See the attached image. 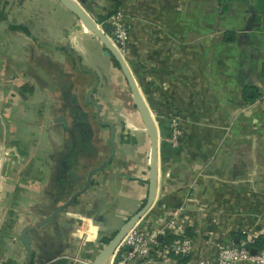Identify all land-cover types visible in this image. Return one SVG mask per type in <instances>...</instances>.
I'll return each instance as SVG.
<instances>
[{"label": "crops", "instance_id": "crops-1", "mask_svg": "<svg viewBox=\"0 0 264 264\" xmlns=\"http://www.w3.org/2000/svg\"><path fill=\"white\" fill-rule=\"evenodd\" d=\"M118 4L130 33L126 61L161 144L156 199L136 229L158 231L176 213L194 241L184 262L158 249L140 264L214 262L217 244L264 232V0H87L84 10L98 22ZM104 51L59 0H0V264H93L104 240L146 205L150 138L118 128L111 165L51 220L111 151L107 129L79 124L73 103L92 112L85 97L95 77L80 65L102 89L94 57L112 58ZM87 217L102 231L84 244L73 232ZM160 235L162 244L172 234Z\"/></svg>", "mask_w": 264, "mask_h": 264}, {"label": "water", "instance_id": "water-1", "mask_svg": "<svg viewBox=\"0 0 264 264\" xmlns=\"http://www.w3.org/2000/svg\"><path fill=\"white\" fill-rule=\"evenodd\" d=\"M66 9H68L71 13H73L79 21L82 23L83 27L87 28L88 31L91 32V35L98 39L102 46L104 47V54L108 57H113L115 61L119 64V67L121 68L123 75L125 76L128 86L131 90L135 105L139 111V114L141 116V119L146 127V130L148 132V135L150 137L151 141V160H150V167H149V178H148V196L146 205L144 208L137 213L135 216H133L130 220H128L123 227L110 239L108 244L103 248V250L100 252V254L97 256L93 264H104L106 260L109 258V256L117 249V247L121 244L123 239L126 237V235L139 223V221L142 219V217L153 207L155 199H156V193H157V187H158V179H159V164H160V133L158 130L157 121L152 116V113L144 100V97L138 87V84L136 82V79L133 75V72L131 68L129 67L125 56L120 52L118 47L113 43L111 38L106 34L105 30L101 28L95 19H92V17L82 8V5H86L85 1H78L75 2L74 0H59ZM80 71L86 74L93 75L97 83L89 89V91L86 94L85 102L86 104L89 103L91 106L95 107L97 110L96 114V122L105 128H109L110 138H109V144H110V154L107 158V160L99 167L91 170L87 176V182L85 187L75 193L65 204L58 207L55 212L52 215L53 220L55 217L61 215L64 213L67 209L72 207L76 200L87 194L88 191L91 188V185L93 183V179L96 174L105 171L112 163V161L115 159L117 150H116V134H117V127L113 123H108L102 120V106L92 100V96L98 87L100 78L98 74L94 71L85 70V68L80 65ZM83 85V83L80 84V86ZM74 103V111H78V114L80 115L79 119H82L81 124H86V120L89 118L88 115L85 112V109L82 107V103L80 99L77 97L75 98ZM64 122L67 125L66 118L64 117H58L55 122ZM5 149V146L3 147ZM163 236H159V240ZM24 244L28 250L29 258L32 259V248H31V241L28 238L26 234L23 236ZM252 254L255 255L257 251L253 249Z\"/></svg>", "mask_w": 264, "mask_h": 264}, {"label": "built area", "instance_id": "built-area-1", "mask_svg": "<svg viewBox=\"0 0 264 264\" xmlns=\"http://www.w3.org/2000/svg\"><path fill=\"white\" fill-rule=\"evenodd\" d=\"M78 2L79 0H74ZM109 24L114 40L113 43L118 47L122 54L126 53V43L129 40V29L125 24V15L122 11H117L110 17L106 23ZM100 26V25H99ZM101 27V26H100ZM173 125L177 123L174 121ZM92 227L95 233L92 236ZM102 231V228L90 217L81 220V223L75 227L74 235L80 239L84 244L96 240ZM167 232L177 236L179 239L171 244L162 245L159 242V234ZM264 233V232H263ZM249 239L252 235H247ZM126 249L123 259L117 260V254L111 264H140L141 262L149 261L153 251L160 250L165 255L187 256L190 255L194 248V241L186 234V229L181 225L179 215L170 214L162 221L158 231L145 232L141 229H136V226L126 235L121 244L117 247L119 249ZM218 249L217 258L214 262L201 261L197 264H264V250L257 251L255 255L247 247V242L242 241L239 244L231 245H216ZM130 249V251H128Z\"/></svg>", "mask_w": 264, "mask_h": 264}, {"label": "rangeland", "instance_id": "rangeland-1", "mask_svg": "<svg viewBox=\"0 0 264 264\" xmlns=\"http://www.w3.org/2000/svg\"><path fill=\"white\" fill-rule=\"evenodd\" d=\"M80 1V0H79ZM82 8L85 9V5H82ZM115 8H110L109 11L107 12V15L111 12L114 11ZM86 10V9H85ZM116 13V12H115ZM114 13V14H115ZM114 14L107 16L106 15V19L104 20L105 23L106 21L112 17ZM98 24L101 26V28H103L106 32V34L112 38V31H111V27L109 24H106V26L102 23ZM107 27H109L110 30L107 29ZM110 31V32H109ZM129 40L126 43V46H128ZM104 48V47H103ZM126 52H127V48H126ZM127 60V54L124 53L123 54ZM104 59L106 60H101L100 58L94 57V60L96 62H98L101 65H97V68L101 67L103 69H105V76L106 78L104 80H106V84L105 86L101 89V95L97 96L99 89H97L94 94H93V101L94 97H98L99 98V102L102 104V108L105 109L106 112V116L104 118L103 121L108 122V123H113L114 125L117 126V129L119 128L120 131L126 127H128L129 131L133 129H136V131H140L142 133H146L148 134L146 127L141 119V116L139 114V111L135 105L131 90L128 86V82L125 78V76L123 75V72L121 70V68H118L115 65H103V62L106 63L105 61L110 62L112 58H106L104 57ZM103 61V62H102ZM117 80L119 82H117ZM88 85V82H86ZM94 84V83H91ZM90 85V84H89ZM87 86V88L91 87ZM122 87V88H121ZM120 88L123 95L121 96H117L116 94V89ZM90 89V88H89ZM100 92V91H99ZM96 102V101H95ZM87 105L91 106L89 103H87ZM117 111V112H116ZM92 113L93 115H95V109L92 108ZM94 119V118H93ZM155 120L158 122V119L155 118ZM108 131V136L111 133V131L109 129H107ZM133 131V130H132ZM149 136V135H148ZM132 137L136 138V135H133ZM150 138V137H149ZM2 136L0 139V149L2 147ZM162 143V141H161ZM7 151V150H6ZM5 149L3 150V155L0 157L1 160V165H0V177L3 174V168H4V164H3V159H5V153H6ZM2 158V159H1ZM118 232V231H117ZM116 232V233H117ZM115 233V234H116Z\"/></svg>", "mask_w": 264, "mask_h": 264}, {"label": "trees", "instance_id": "trees-1", "mask_svg": "<svg viewBox=\"0 0 264 264\" xmlns=\"http://www.w3.org/2000/svg\"><path fill=\"white\" fill-rule=\"evenodd\" d=\"M80 1H85V3L87 4V0H80ZM119 4L116 5L114 8V11H111L107 16H110L112 14H114L115 12H117L119 9ZM106 17H102L101 19L98 20L99 23H104ZM108 30L109 27H107ZM110 32V31H109ZM112 61L114 63L115 66H117L118 68L119 67V64L115 61V59L112 57ZM164 136V135H163ZM186 234L188 237H190L188 235V232L186 231ZM179 238L175 235H167L164 239V241L162 242V245H166V244H171L175 241H177ZM243 241L247 242V247L252 251L253 249H255L256 251H261V250H264V233L262 234H257V235H253L250 239L248 236H244L243 237ZM110 241V239H106L104 240V243H108ZM174 256V255H172ZM175 258H179V260H181L182 262L186 261L187 259L186 258H182V256H174Z\"/></svg>", "mask_w": 264, "mask_h": 264}, {"label": "flooded vegetation", "instance_id": "flooded-vegetation-1", "mask_svg": "<svg viewBox=\"0 0 264 264\" xmlns=\"http://www.w3.org/2000/svg\"><path fill=\"white\" fill-rule=\"evenodd\" d=\"M97 83V80H96V78H95V83L94 84H92V87L95 85ZM99 83H100V81H99ZM98 86H99V84H98ZM98 88V87H97ZM97 88H96V90H97ZM95 90V91H96ZM92 99H93V96H92ZM92 108L93 109H95V115H93V113L91 112L90 113V115L88 116L89 118V121H91L92 122V127H94V128H98V129H109V128H105V127H102V126H100L97 122H96V114H97V110H96V108L95 107H93L92 106ZM102 110H103V108H102ZM75 113H77L78 114V111H75ZM94 118V119H93ZM102 120H104L103 119V117H102ZM78 122H79V124H81L82 123V119H79L78 120ZM117 127V126H116ZM110 130V129H109ZM109 142V141H108Z\"/></svg>", "mask_w": 264, "mask_h": 264}, {"label": "bare ground", "instance_id": "bare-ground-1", "mask_svg": "<svg viewBox=\"0 0 264 264\" xmlns=\"http://www.w3.org/2000/svg\"><path fill=\"white\" fill-rule=\"evenodd\" d=\"M116 94H117V96H121V95H123V93H122V91H121L120 88L116 89ZM148 178H149V176H148ZM92 236H93V235H92Z\"/></svg>", "mask_w": 264, "mask_h": 264}]
</instances>
